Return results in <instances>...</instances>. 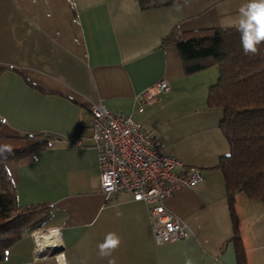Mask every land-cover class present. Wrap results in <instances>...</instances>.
I'll return each mask as SVG.
<instances>
[{"label": "crops", "instance_id": "1", "mask_svg": "<svg viewBox=\"0 0 264 264\" xmlns=\"http://www.w3.org/2000/svg\"><path fill=\"white\" fill-rule=\"evenodd\" d=\"M246 2L192 0L178 13L183 1L142 7L139 0H0V132L56 135L30 158L7 162L6 172L20 205L51 206L39 227L58 228L61 243L58 259H35L32 237L22 234L0 264H108L97 247L108 232L121 237L117 264H185V253L194 264H238L235 233L246 264H264V205L236 195V232L217 167L229 152L222 112L208 105L218 67L186 73L176 46L162 43L172 32L238 24ZM162 79L169 89L140 105L136 96ZM97 103L130 115L166 152L203 170L202 183L164 201L185 224L179 240L156 244L149 204L101 192L89 146Z\"/></svg>", "mask_w": 264, "mask_h": 264}, {"label": "trees", "instance_id": "2", "mask_svg": "<svg viewBox=\"0 0 264 264\" xmlns=\"http://www.w3.org/2000/svg\"><path fill=\"white\" fill-rule=\"evenodd\" d=\"M142 7L167 5L183 0H139ZM238 24L172 32L162 43L174 44L186 73L218 67V77L209 87L208 105L221 110L219 127L228 145L220 169L228 206L236 231L234 199L243 193L264 205V44L257 55H245L240 44ZM1 126V121H0ZM51 133L4 135L0 145H10L11 154L0 156V262L6 250L22 236L24 228L43 225L51 206L46 202L20 205L6 164L27 159L49 146ZM237 232V231H236ZM238 264H246L244 247L235 233Z\"/></svg>", "mask_w": 264, "mask_h": 264}, {"label": "built area", "instance_id": "3", "mask_svg": "<svg viewBox=\"0 0 264 264\" xmlns=\"http://www.w3.org/2000/svg\"><path fill=\"white\" fill-rule=\"evenodd\" d=\"M169 85L159 80L145 87L137 96L141 104L154 102ZM90 144L97 154L99 187L105 196L126 193L134 200L149 204V220L156 244L179 240L184 236L185 224L169 211L164 201L181 187H195L205 179L201 168L187 166L166 152L156 134L142 130L130 115L110 111L103 104L90 107ZM75 144L81 145L79 141ZM33 240L35 259L45 257L59 245L45 241L43 235L58 236V228H24ZM58 252L53 253L56 259Z\"/></svg>", "mask_w": 264, "mask_h": 264}, {"label": "clouds", "instance_id": "4", "mask_svg": "<svg viewBox=\"0 0 264 264\" xmlns=\"http://www.w3.org/2000/svg\"><path fill=\"white\" fill-rule=\"evenodd\" d=\"M192 0H183V5H176L175 11L182 12ZM238 28L240 44L245 55H257L259 46L264 44V0H247L238 10ZM10 145H0V156L11 154ZM38 159V157H37ZM122 215L119 211L116 216ZM121 244V237L115 232L105 234L103 242L98 244V255L106 258L108 264H117L113 253ZM63 264H69L65 258ZM185 264H194L192 258L185 253Z\"/></svg>", "mask_w": 264, "mask_h": 264}, {"label": "bare ground", "instance_id": "5", "mask_svg": "<svg viewBox=\"0 0 264 264\" xmlns=\"http://www.w3.org/2000/svg\"><path fill=\"white\" fill-rule=\"evenodd\" d=\"M43 236H45L44 237L45 241L54 242L55 245H59V247H61V243L59 241V237L58 236H54V235H43Z\"/></svg>", "mask_w": 264, "mask_h": 264}, {"label": "water", "instance_id": "6", "mask_svg": "<svg viewBox=\"0 0 264 264\" xmlns=\"http://www.w3.org/2000/svg\"><path fill=\"white\" fill-rule=\"evenodd\" d=\"M60 250V249H59ZM58 249L57 250H53L52 252H51V254H53V253H55V252H58L59 251Z\"/></svg>", "mask_w": 264, "mask_h": 264}, {"label": "rangeland", "instance_id": "7", "mask_svg": "<svg viewBox=\"0 0 264 264\" xmlns=\"http://www.w3.org/2000/svg\"><path fill=\"white\" fill-rule=\"evenodd\" d=\"M36 228L40 229V228H45V227H39V226L37 227V226H36ZM36 228H34V229H36Z\"/></svg>", "mask_w": 264, "mask_h": 264}]
</instances>
